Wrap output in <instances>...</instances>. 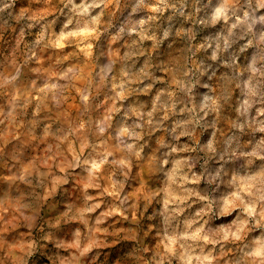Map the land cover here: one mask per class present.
Listing matches in <instances>:
<instances>
[{"label":"clouds","instance_id":"9594fccd","mask_svg":"<svg viewBox=\"0 0 264 264\" xmlns=\"http://www.w3.org/2000/svg\"><path fill=\"white\" fill-rule=\"evenodd\" d=\"M30 3L45 10L0 0V40L19 30L0 60V259L264 264V0Z\"/></svg>","mask_w":264,"mask_h":264},{"label":"rangeland","instance_id":"374dc122","mask_svg":"<svg viewBox=\"0 0 264 264\" xmlns=\"http://www.w3.org/2000/svg\"><path fill=\"white\" fill-rule=\"evenodd\" d=\"M20 6L23 7H28L30 8L31 11L33 12H40V11H44L45 8L43 6H35L32 5L30 3V0H20ZM18 28L16 33H12L11 31L5 33L3 35V39L0 40V60L3 59L4 56H10L11 55V51L13 49V47L15 46V38L18 35ZM54 53H47L45 56V59L49 62V63H54ZM2 99H0V103H2ZM78 98L76 96L75 93H71L70 97L64 107L63 112L68 116V117H74L78 111ZM60 115L59 113L55 114L53 118H55L56 116ZM0 132H2V130H0ZM23 143H25L26 145L29 144V139L25 138ZM3 141L0 140V146H2ZM15 146L14 143H10L8 145V147L5 148V153H10L11 149ZM44 153V147L41 146L40 142H36L34 144H30V146L26 149V154L29 156V158L32 157H38L40 155H42ZM5 163L11 164L10 159L8 158L7 155H5L3 158H0V177L5 176V175H11V173L7 170V168L5 167ZM137 172L140 173V175H138V180H150L151 177L147 176L144 167L142 166L141 168L137 169ZM72 190H71V194L73 197V203L79 202L80 200V193L77 190V184L78 181L77 180H73L72 182ZM159 186V185H157ZM136 187H139V183H137ZM7 190V185L4 183V181L2 179H0V193H3L4 191ZM62 206H61V202L58 198L56 199H49L46 203H44V205L39 209L40 213H41V217L39 219V224L45 228H47V222L49 221H56L59 216L60 213L62 211ZM17 217L15 215L12 216H8L6 217V222L8 221H12V220H16ZM122 227L124 225H121ZM4 228V224L0 223V229ZM21 229H22V225H21ZM8 231H14L12 229H8ZM35 233L37 235V237H39L40 235H42V233H40L39 227L35 230ZM27 233L25 231H21L20 235H26ZM22 241L16 237L13 236L11 237L7 243H13L16 245H19ZM146 242L150 243L152 242V235L149 234L146 237ZM43 247V245H42ZM49 248L51 246H48ZM8 253H6L4 251L3 246H0V257H4L7 256ZM116 255V249L115 247L109 248L108 250L104 251L101 256H100V261L99 264H113V257ZM35 259L39 260V264H52V256L51 254H46V255H37V257ZM0 264H8L7 261H4L2 259H0ZM31 264V262H30ZM84 264H89L88 261H85ZM115 264H120V261H115Z\"/></svg>","mask_w":264,"mask_h":264}]
</instances>
